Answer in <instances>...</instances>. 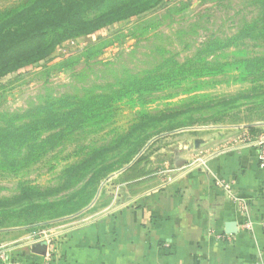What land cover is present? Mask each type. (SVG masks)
I'll return each instance as SVG.
<instances>
[{
  "label": "rangeland",
  "instance_id": "374dc122",
  "mask_svg": "<svg viewBox=\"0 0 264 264\" xmlns=\"http://www.w3.org/2000/svg\"><path fill=\"white\" fill-rule=\"evenodd\" d=\"M80 2L77 20L112 21L0 77V246L144 191L160 147L264 140V0Z\"/></svg>",
  "mask_w": 264,
  "mask_h": 264
},
{
  "label": "crops",
  "instance_id": "0c3cea01",
  "mask_svg": "<svg viewBox=\"0 0 264 264\" xmlns=\"http://www.w3.org/2000/svg\"><path fill=\"white\" fill-rule=\"evenodd\" d=\"M208 145L154 151L139 178L144 191L117 205L99 201L95 218L53 237L52 264H264V140L205 153ZM34 244L15 257L41 264Z\"/></svg>",
  "mask_w": 264,
  "mask_h": 264
},
{
  "label": "trees",
  "instance_id": "16d2710c",
  "mask_svg": "<svg viewBox=\"0 0 264 264\" xmlns=\"http://www.w3.org/2000/svg\"><path fill=\"white\" fill-rule=\"evenodd\" d=\"M81 11L80 0H19L0 7V77L40 61L63 38L92 32L113 19L106 12L81 22Z\"/></svg>",
  "mask_w": 264,
  "mask_h": 264
},
{
  "label": "built area",
  "instance_id": "2783aa9c",
  "mask_svg": "<svg viewBox=\"0 0 264 264\" xmlns=\"http://www.w3.org/2000/svg\"><path fill=\"white\" fill-rule=\"evenodd\" d=\"M262 166H264V149L262 151ZM216 184L220 187L225 188L229 194L232 193V188L229 183H227L224 179L217 178ZM263 191H264V186H263ZM246 207V204H244V208ZM252 221L247 220L244 223V226L248 229L252 228ZM264 228V223L262 224ZM224 238V237H222ZM230 239V238H228ZM226 239V240H228ZM41 241H46L47 242V251L44 255H42V261L41 264H52L55 256H56V250L55 246L53 243L52 238H44V239H37L34 241V243L41 242ZM229 241V240H228ZM18 247L16 246H0V260L4 262L5 264H23L21 260L15 257L14 252L18 251Z\"/></svg>",
  "mask_w": 264,
  "mask_h": 264
},
{
  "label": "water",
  "instance_id": "95a60500",
  "mask_svg": "<svg viewBox=\"0 0 264 264\" xmlns=\"http://www.w3.org/2000/svg\"><path fill=\"white\" fill-rule=\"evenodd\" d=\"M200 140H196V144H199ZM33 252L44 255L47 251V242L46 241H41L37 242L33 245Z\"/></svg>",
  "mask_w": 264,
  "mask_h": 264
}]
</instances>
